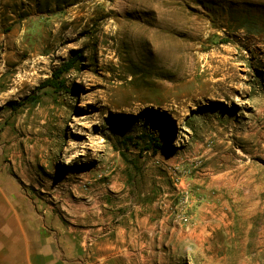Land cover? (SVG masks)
<instances>
[{
	"label": "rangeland",
	"instance_id": "374dc122",
	"mask_svg": "<svg viewBox=\"0 0 264 264\" xmlns=\"http://www.w3.org/2000/svg\"><path fill=\"white\" fill-rule=\"evenodd\" d=\"M17 210L92 258L264 264V0H0V212Z\"/></svg>",
	"mask_w": 264,
	"mask_h": 264
},
{
	"label": "crops",
	"instance_id": "0c3cea01",
	"mask_svg": "<svg viewBox=\"0 0 264 264\" xmlns=\"http://www.w3.org/2000/svg\"><path fill=\"white\" fill-rule=\"evenodd\" d=\"M13 215L20 223V236H7L4 242L0 243V264H132L136 261V258L123 252L95 251L97 255L94 254L92 258V255L83 253L85 248L80 246H71L68 249L54 248L52 242L45 241L41 236V227L36 229L34 226L22 224L23 213L20 210L15 214L12 211L0 212L1 228L11 227L9 223L12 222L8 219H12ZM31 228L36 231H31ZM99 249L102 247L99 246Z\"/></svg>",
	"mask_w": 264,
	"mask_h": 264
},
{
	"label": "trees",
	"instance_id": "16d2710c",
	"mask_svg": "<svg viewBox=\"0 0 264 264\" xmlns=\"http://www.w3.org/2000/svg\"><path fill=\"white\" fill-rule=\"evenodd\" d=\"M81 58V54H76L74 57L70 58L68 61H66L63 66L56 71V77H59L60 74H62L64 71H67L74 67L75 63L78 59ZM52 85L51 81H45L40 86H38L35 91L29 96L28 101L33 102L36 101L41 95L42 91L45 87Z\"/></svg>",
	"mask_w": 264,
	"mask_h": 264
}]
</instances>
